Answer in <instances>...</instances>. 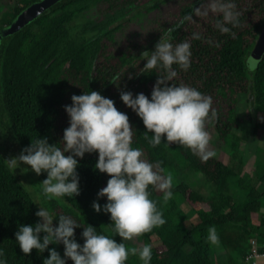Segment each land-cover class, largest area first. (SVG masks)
I'll list each match as a JSON object with an SVG mask.
<instances>
[{
    "label": "trees",
    "instance_id": "obj_1",
    "mask_svg": "<svg viewBox=\"0 0 264 264\" xmlns=\"http://www.w3.org/2000/svg\"><path fill=\"white\" fill-rule=\"evenodd\" d=\"M37 0H21L12 12L3 13L0 30L9 24L26 6ZM167 0H61L42 15L14 34L0 41V249L4 250L6 264H43L49 255L45 250L32 249L24 254L15 240L18 224H33L39 218L35 212L40 206L18 175L8 166L1 145L4 124L25 147L38 136H46L49 143L62 146L59 140L68 126L64 105L71 104L73 94L97 90L113 99L118 110L128 115L132 125V147L140 148L142 159L154 164L162 174L172 177V198L167 202L163 193L149 186L153 200L165 223L139 235L141 246L152 249L150 264H214L208 230L215 227L220 241L222 264H244L249 237L264 231V190L246 180L233 165L212 155L202 159L189 147L168 143L163 138L159 145L149 141L152 133L145 129L141 118L120 99V92H142L150 97L158 76H164L163 67L144 68L142 52H152L161 37L169 34L171 42L187 41L191 56L189 67L173 64L176 76L167 84H184L211 98V109L216 116L205 121V127L214 126L220 138L238 154L241 143L250 135L264 136V120H243L237 112V94H248V105L264 111V52L253 71L246 61L251 49L259 41L264 29V0H230L238 13L235 23L225 22L220 5L229 0H182L173 5L170 14L161 13L157 25L147 38L129 41L125 48L114 44V37L125 18L157 11ZM93 5H99V18L83 22V31L76 37L73 21ZM220 25L228 28L227 32ZM231 99L232 106L223 112L221 101ZM5 114L6 122L2 115ZM239 129V131L237 130ZM97 153H85L79 159L80 193L71 198L51 199L54 207L63 210L57 215H70L81 224H92L98 232L121 237L107 213L93 211L92 202L97 192L106 186L108 174L94 169ZM257 179L264 184V159L257 158ZM197 170L210 183L208 194L199 191L185 179L175 181L183 172ZM43 179L46 173L39 174ZM42 179V180H43ZM241 193V194H240ZM55 200V201H54ZM54 201V202H52ZM101 205L106 197L99 198ZM189 204L186 209L183 204ZM261 213L262 226L254 225V217ZM191 214L198 220L188 225ZM58 219V218H57ZM82 228H76V239ZM43 235V233H41ZM127 249L135 247L128 240ZM63 256V244H50ZM67 264H73L70 259ZM126 264H143L138 255L129 254Z\"/></svg>",
    "mask_w": 264,
    "mask_h": 264
},
{
    "label": "clouds",
    "instance_id": "obj_2",
    "mask_svg": "<svg viewBox=\"0 0 264 264\" xmlns=\"http://www.w3.org/2000/svg\"><path fill=\"white\" fill-rule=\"evenodd\" d=\"M234 7L230 0L220 5L225 22H236L238 13L233 11ZM220 29L228 31L224 25H220ZM172 30L169 28V34L161 37L154 51L142 52V57L146 58L144 68L163 67L166 70L164 76L157 77L150 97L143 92L133 95L131 91H122L120 99L152 133L149 141L152 145H159L163 138L168 143L185 145L207 160L213 152L208 150L210 137L205 129V121L209 118L210 110L212 117L216 116V112L211 109V98L196 88L165 83L177 74L172 65L187 69L191 56L189 42H171ZM246 64L248 70L253 71L258 61L249 57ZM71 101V104L63 106L69 122L59 140L62 146L49 143L46 136H38L18 155L6 159L8 166L15 170L23 162L37 175L45 172L46 178L41 181L45 198H71L81 191L78 158H83L85 153L96 152L94 169L108 174L109 178L106 186L97 192L98 199L92 202V207L96 212L110 214L111 231L122 239L117 242L114 235L98 232L92 224L81 226L70 215H57L39 206L35 212L39 219L33 224H18L15 240L24 254H29L32 249L38 253L47 250L49 255L43 258V264H67L69 259L73 264H126L130 253L138 255L143 264H150V245L127 249L123 241L165 223L162 212L149 198L148 189L151 185L161 191L167 202L173 195L172 177L163 175L162 169L157 170L154 164L142 159L140 148L132 147V125L128 115L114 105L113 99L97 90H90L73 94ZM260 119L264 120V117ZM22 169L28 170L27 167ZM101 197H106L103 205L98 202ZM260 216L261 213H258L259 222L254 219L257 227L263 223ZM54 218H58L55 225ZM76 228H82L80 236L83 243L76 239ZM208 233V241L217 243L214 226L209 228ZM50 244H63V256L56 248H50ZM0 264H6L3 249H0Z\"/></svg>",
    "mask_w": 264,
    "mask_h": 264
},
{
    "label": "rangeland",
    "instance_id": "obj_3",
    "mask_svg": "<svg viewBox=\"0 0 264 264\" xmlns=\"http://www.w3.org/2000/svg\"><path fill=\"white\" fill-rule=\"evenodd\" d=\"M21 0H0V20L5 21L1 18L3 13H10L13 9L18 6ZM182 0H167L161 3L160 8L157 11H151L148 13H142L137 16L125 18L123 21L122 26L117 29L115 37H114V44L118 46L119 49L125 48L129 41H136L139 39L147 38L151 29L155 28L158 21L157 18L161 16L160 12L165 14H170L173 9V5L179 3ZM99 5H93L89 9L85 10L82 14H80L77 19L73 21V29L74 34L76 37L78 33L84 32L83 29V22L90 20V19H98L99 18ZM98 21V20H96ZM0 24L1 21H0ZM264 51V44H254L251 49V54L248 56L252 59L258 61L259 57ZM259 56V57H258ZM142 92L146 91V89L141 90ZM150 94V93H149ZM248 94L238 93L237 97V112L242 117L243 120H253L255 121L256 118L264 117V111L255 110L252 105H248L247 102ZM232 106L231 99H223L221 101V107L223 112H227V110ZM3 121L6 122L5 114L2 115ZM3 128L5 130L4 134L1 135V145L3 147V151L5 152L7 159L11 158L14 155H18L22 149L18 140L16 141L15 137L12 135V129L8 124H4ZM206 131L209 133V145L208 150L213 152V155L217 158L222 159L227 164L233 165L237 168L238 171L241 172L242 176L246 180H250L253 184L258 187L259 190H264V184L259 182L257 179V171H256V161L257 158L264 159V136H259L258 138L253 137L250 135L246 141H243L240 147L238 154L234 155V151L228 146L223 140L220 138L218 131L214 126L205 127ZM239 131V129H237ZM27 167V169H22ZM22 169V171H21ZM25 187L32 193L35 201L39 203L40 206L48 208L54 214H57L58 211H62L63 209L57 205L54 207V204H51V199L45 198V195L42 192V177L37 175L33 170H31L30 166H26L21 162L20 167L13 170ZM185 179L189 182L193 187L197 188L199 191L208 194L211 186L210 183L205 178L204 174L197 170H189L187 172H183L175 178V181H182ZM241 194V193H240ZM66 198V197H65ZM55 199V198H53ZM52 199V200H53ZM55 201V200H54ZM52 201V202H54ZM189 204L185 203L183 206L186 209H189ZM93 211H95L93 209ZM255 217V221L259 222V218ZM198 220V216L191 214L190 220L187 222L188 225H192ZM57 222V218H54L53 224L55 225ZM130 241L132 244L135 245L136 248H140L142 239L140 236H134ZM212 244V250L214 253V264H222V253L223 250L220 249V241L218 239L217 243Z\"/></svg>",
    "mask_w": 264,
    "mask_h": 264
},
{
    "label": "water",
    "instance_id": "obj_4",
    "mask_svg": "<svg viewBox=\"0 0 264 264\" xmlns=\"http://www.w3.org/2000/svg\"><path fill=\"white\" fill-rule=\"evenodd\" d=\"M59 1L61 0H37L23 8L9 24L5 25L0 30V41L4 36L14 34L15 32L21 30L24 26L34 21ZM261 43L264 44V29L261 32L258 41V44Z\"/></svg>",
    "mask_w": 264,
    "mask_h": 264
},
{
    "label": "built area",
    "instance_id": "obj_5",
    "mask_svg": "<svg viewBox=\"0 0 264 264\" xmlns=\"http://www.w3.org/2000/svg\"><path fill=\"white\" fill-rule=\"evenodd\" d=\"M260 224V223H259ZM244 264H264V231L255 232L248 242Z\"/></svg>",
    "mask_w": 264,
    "mask_h": 264
}]
</instances>
